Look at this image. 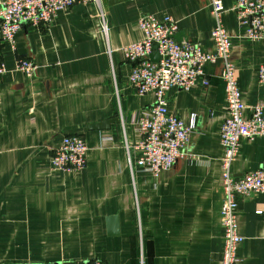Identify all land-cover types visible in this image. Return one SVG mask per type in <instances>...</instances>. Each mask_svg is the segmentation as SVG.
<instances>
[{"label": "crops", "instance_id": "obj_1", "mask_svg": "<svg viewBox=\"0 0 264 264\" xmlns=\"http://www.w3.org/2000/svg\"><path fill=\"white\" fill-rule=\"evenodd\" d=\"M80 2L48 24H24L15 47L0 45L6 72L0 77V264H218L223 247L220 128L227 115L220 65L206 63L207 86L171 88L166 108L195 127L178 160L157 175L133 162L139 140L135 118L154 102L129 84L133 63L122 46L142 39L143 13L170 15L180 41L213 50L214 17L206 0H99ZM223 25L232 37L230 60L241 99L264 97L257 69L264 41L243 37L233 9L223 0ZM107 31H103L100 13ZM28 58L35 69L16 68ZM244 111V116L248 115ZM112 118L107 128L94 123ZM87 146L82 171L51 168L64 135ZM110 136L111 138L104 139ZM264 167V137L241 138L231 171L237 177ZM117 216L110 234L108 217ZM237 264H264V193L239 200Z\"/></svg>", "mask_w": 264, "mask_h": 264}, {"label": "built area", "instance_id": "obj_2", "mask_svg": "<svg viewBox=\"0 0 264 264\" xmlns=\"http://www.w3.org/2000/svg\"><path fill=\"white\" fill-rule=\"evenodd\" d=\"M214 17L210 31L212 51H203L194 41H177V22L170 15L156 17L143 13L138 18L142 39L122 46L126 59L133 63L129 84L139 95L153 93L154 102L135 118L139 140L133 145L138 155L132 162L144 172L157 175L168 170L178 160L191 161L194 155L185 150L195 127V115L185 124L179 117L170 114L166 108V93L171 88L187 90L209 81L204 72L206 63L220 65V78L224 83L227 115L220 128L223 203L220 211L223 247L218 264H237L238 247L243 237L238 233L237 213L239 200L253 193H264V167L235 176L231 165L236 157L241 138L264 137V97L246 105L241 99L236 71L230 60L232 37L226 32L222 14L223 0H206ZM80 2H92L99 6V0H0V45L9 44L14 49V36L24 25H48L59 12L66 11ZM233 9L238 23L244 28L243 37L250 41H264V0H234ZM103 31H107L104 15L100 13ZM156 46L158 61L149 55ZM16 68L25 75L34 72V63L24 57L16 60ZM6 67L0 49V77ZM258 81L264 89V63L257 69ZM248 115L244 116V111ZM111 138L105 136L104 139ZM87 146L76 134L64 135L51 156V168L61 172L82 171L86 163ZM40 264H56L45 262ZM65 264V263H60ZM88 264H107L94 258Z\"/></svg>", "mask_w": 264, "mask_h": 264}, {"label": "water", "instance_id": "obj_3", "mask_svg": "<svg viewBox=\"0 0 264 264\" xmlns=\"http://www.w3.org/2000/svg\"><path fill=\"white\" fill-rule=\"evenodd\" d=\"M182 33L178 32L174 34V38L177 41L181 40ZM150 60L152 61H158L159 60V55L156 50V46L153 47V52L149 55ZM112 122V118H109L107 120L102 121L101 123H94L91 125V129H104L107 128L108 123ZM108 229L110 234H116L118 232V220L117 216H110L108 217Z\"/></svg>", "mask_w": 264, "mask_h": 264}]
</instances>
